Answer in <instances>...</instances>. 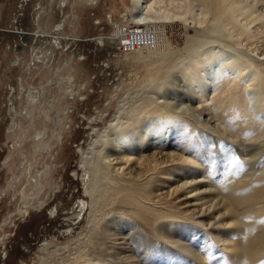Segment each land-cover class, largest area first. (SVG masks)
Wrapping results in <instances>:
<instances>
[{
    "label": "rangeland",
    "instance_id": "obj_1",
    "mask_svg": "<svg viewBox=\"0 0 264 264\" xmlns=\"http://www.w3.org/2000/svg\"><path fill=\"white\" fill-rule=\"evenodd\" d=\"M240 1L250 10L245 12V8L241 16H234L237 18L235 21L243 23L239 17L247 19L248 15H250L248 18L261 15L263 22L256 20L250 24L246 21L247 25L249 24L246 27L251 31L263 28L259 25H264V0ZM129 3L130 0H95L93 2L87 0H0V264H68L67 260L70 259L73 249H77L76 247L85 240L84 230L87 229L88 214L87 211L85 213L87 195L82 177L87 174L83 167H79V159L80 149L85 143L83 140L89 132L85 127L89 124L86 120L91 118L89 121L97 127L105 125L116 109L119 98L124 94L137 92L142 88L144 84L142 82H145L146 77V70L140 59L143 60L147 51L142 50L140 53L136 51L130 54L112 51L113 54H108L105 49L97 48L96 37L103 36L107 39V36L116 32L118 26L129 23L131 18L127 8ZM244 18L240 19L245 20ZM164 25L161 31L163 33H159L162 36L158 35L159 42L156 46L166 45L165 48H169L164 50L166 53H154V56L145 58L151 63L169 62L168 59L171 61V58L176 56V49L188 42L186 35H193L195 31L192 27L184 28L177 21L165 22ZM228 29H231L229 32L233 30L228 25L224 32ZM234 31L233 33L237 32V30ZM257 34L256 36H259ZM235 35L238 40L235 39ZM235 35H232L233 40H231L233 44H236H234V53H239L242 57H247L249 54L264 57L263 54H259L264 51L263 43H260L263 41L261 38L264 37V33L259 36L260 38L257 37L258 41L248 39L250 42L255 41V44L260 43L255 45L257 48L254 51L248 45L250 44L248 40L244 38L247 42H242L244 34L240 35L237 32ZM75 47L77 50L72 51L71 49ZM111 47L109 46L108 49L111 50ZM158 51V49L155 50V52ZM77 53L81 54L80 59H76L78 55L73 57V54ZM168 54L172 55L167 57ZM135 55L139 57L138 60ZM164 73L163 70L156 71L155 75L159 77ZM149 77L150 75L147 78ZM175 80L178 79L171 78L170 82ZM178 81L169 84L171 88L169 91L165 90L160 93L161 95H157H160L159 99H163L162 96L166 95L167 100L178 97L176 103L184 104L185 102L186 107L202 104L201 108L199 106L191 114L189 110L191 117L196 116L201 122L200 126L198 122L191 125L190 122L193 120L188 119L191 117H186L187 113H185L186 116H180L179 119L182 117L183 119L178 120L180 123L177 124L181 132L189 131L191 137L200 144L197 145L199 147L197 152L200 151L201 154L198 153L197 157H194L197 164L192 166L194 174L204 176L208 181H220L223 184L231 178L264 179V154H262L264 153V124L257 126L259 119L256 118L257 120L251 125L252 128L250 130L246 128V131L245 126L249 117L242 114L236 116L235 125H232V118L228 117L227 111L221 112L220 108L215 111V104L212 100L210 101L212 87L211 93H206L208 99L204 101L202 99L206 96L197 99L186 96L183 81ZM172 86L174 90L178 89L176 94L170 92ZM206 105L210 107L207 108ZM210 109H213L212 112H209ZM202 111H205V114ZM184 122L191 127L186 128L187 125ZM10 125L14 127L12 131H9ZM194 125L196 127H193ZM207 126H209L208 129H206ZM171 127H168V133ZM51 132L54 134L53 137ZM58 133L61 136L59 140L56 138ZM239 135L245 140H242ZM49 137L50 143L46 142L45 146H40ZM212 139H215L214 142ZM241 140L246 143L252 141L260 149L258 151L260 155L257 152L258 156H242L240 150H237V147L243 143ZM177 143L175 147L172 146L175 150L178 149L177 151L183 150V146H190L189 142H184V139ZM215 148L223 151L221 156ZM209 149L212 151L208 152ZM183 154L187 155L185 152ZM160 174L181 178L169 170ZM179 180H169L165 182V186L173 187ZM83 203L85 205L83 212L79 214V217H75ZM260 204L258 205L260 214H258L264 216V201ZM110 215L112 216L106 217L108 218L106 222L115 231L116 236L124 235L128 229L132 228V223L127 221L126 225L124 216ZM184 220L191 223L190 226L193 225V229L198 230V244L194 249L199 252L200 257L211 263L222 260L226 256L224 255L225 245L228 241H219L211 237L215 233L221 238H229L230 236L223 233L224 230L210 231L200 228L193 218L185 217ZM159 229L144 241L143 245L137 241L139 245L137 250L134 247L136 241L133 242L134 244L132 242L126 244L122 243L121 238H117L115 240L117 247L112 249L117 252L114 251L112 256L119 264L127 263L123 258L127 254L130 257L129 260L134 261L135 258L133 264H148V261L153 262L150 264H158L160 262L155 258L156 251L163 249L167 250L168 256H166L165 264H184L185 261L179 259L178 248L172 241L173 235L168 236L163 228ZM81 234L82 237H78ZM197 234H194L195 238ZM150 240L153 241L149 242ZM118 245H125V248H118ZM148 248L150 250H147ZM183 255L181 254V257ZM120 259H122L121 262ZM229 264L235 263L231 261Z\"/></svg>",
    "mask_w": 264,
    "mask_h": 264
},
{
    "label": "bare ground",
    "instance_id": "obj_2",
    "mask_svg": "<svg viewBox=\"0 0 264 264\" xmlns=\"http://www.w3.org/2000/svg\"><path fill=\"white\" fill-rule=\"evenodd\" d=\"M87 1L93 2L95 0ZM127 8L131 14L129 23L118 26L116 28L117 34L115 32L107 36L109 39H104L103 36L96 37L97 48L105 49L108 54H113L112 51L124 54L147 51L143 60L140 59L146 70L145 82H142L144 84L137 92L124 94L123 97L119 98L116 109L105 125L97 127L91 124L89 121L91 118L86 120L89 124L85 127L88 128L89 132L83 140L85 142L84 147L82 146L83 148L80 149L79 167H83L87 174V176L83 175L82 177L87 195L85 208V213L87 211L88 214L87 229L84 230V242L76 247L77 249H73L70 259L67 260L69 261L68 264H119L112 256V253L116 251L112 249L117 247L115 246L117 238H121L122 243L126 244L131 242L134 244L133 242L136 241L134 247L137 250L139 246L137 241L143 245V242L149 239L154 232H158L159 228H163L168 236L173 235L172 241L178 248L179 259L185 261L186 264H190L189 262L191 264L193 262L194 264H229L231 261H234L235 264H252L254 262L262 264L264 262V216L259 215V206L264 201V179L226 178L228 180L224 181L225 184H223L220 181H208L206 177L194 174L192 166L197 164L194 157H197L200 152H197L199 143L197 144L191 137L189 131L183 130L181 132L177 124L180 123L178 120L183 119V117L179 119L180 116H186L185 113H187L186 117H191V112L199 106L201 108L202 104L186 107L185 102L184 104L176 103L177 96L173 100H167L166 95L162 96L163 99H159L160 93L171 89L169 87L171 78H176L183 81V85L186 87L185 95L191 98H203L207 92L211 93L212 87L210 101L212 100L215 104V111L220 108L221 112L227 111L229 115L232 114V116L228 115L229 118H232H230L232 125H235L236 116L242 114L249 117L245 129L250 130L253 122L257 120L256 118L259 119L257 126L264 124V57H256L253 54L242 57L239 53H234L236 44L234 43V45L231 41L233 40L232 35L237 32L240 35L244 34L242 42L245 41L244 38L258 41L257 37L260 38L259 36L264 33V25L258 23L263 28H256L255 31L253 29L251 31L247 28L249 25L247 22L252 23L261 20L262 16L252 14L253 16L248 18L250 17L248 15L247 19L239 17V20L243 21L242 24L238 23L237 20L235 21L236 17L234 18V16L242 14L246 8L240 0H130ZM246 9L245 12L250 10L249 8ZM173 21L179 22L184 28L192 27L195 29L193 35H186L188 42L176 49V56L171 58V61L168 59L169 62L151 63L145 60V58L152 57L156 53L163 54L164 50L169 48H165L166 45L157 47L156 43L159 42L158 35L162 36L159 33H163L161 31L165 26L164 23ZM261 21L263 22V20ZM228 25L235 30L234 32L236 30L237 32L233 33V30L229 32L231 29L226 31L229 34L224 32ZM211 32L212 34H210ZM240 35L238 36L239 40ZM261 39L263 41L260 43H263L264 47V37L262 36ZM131 41L136 42L133 47L132 44H128ZM191 41L192 43H190ZM248 42L250 41L248 40ZM254 42L248 43L253 51L257 48L255 45L259 43L255 44ZM109 46L111 50L108 49ZM73 49L77 50V47L71 50L73 51ZM157 49L159 51L155 52ZM259 54L264 55V51ZM77 55L78 58L76 59H80V53L73 54V57ZM170 55L172 54H168L167 57ZM130 58L132 57L130 56ZM135 58L138 60L139 57L136 56ZM161 70L165 73L156 77L155 72ZM149 75L150 77L147 78ZM175 90L172 86L170 92L176 94L178 89ZM206 99H208L207 96L202 100L206 101ZM206 107L209 108L210 106L206 105ZM207 110L206 113H208ZM212 110L210 109L209 112ZM204 112L202 111V113ZM191 118H188L194 122L191 121V125L197 122L198 125L201 123L196 116ZM186 125L188 128V123ZM169 126H172V129L168 133ZM13 128V125H10L9 131H12ZM51 134L53 137V132ZM207 134L209 136V133ZM60 137V133H58L57 140ZM216 137L218 138V135ZM240 138L245 140L242 136ZM47 139L40 146H45L46 142L50 143V137ZM183 139L185 143L189 142L190 146H183L182 151L172 148ZM212 140L214 142L215 139ZM221 142L223 143V141ZM177 145L179 144L177 143ZM240 146L237 147V150H240L242 156H255L260 150L252 141L250 143L243 142ZM210 151L212 150L209 149L208 152ZM216 151L219 152V156L223 153L221 149ZM183 152L187 155H184ZM258 155H260L259 152ZM234 158L236 159V157ZM167 170L184 178H176L171 175L161 176L160 173ZM169 180H179V182L174 186L172 185L173 187H166L165 182H169ZM228 192L231 193L228 194ZM84 206L83 203L79 207L75 217H79ZM110 214L115 217L117 214L124 216L126 225L132 223V228L128 229L124 235L116 236L115 231L106 222L108 220L106 217L112 216ZM185 217L193 218L202 229L210 231L220 229L221 231L224 230L223 233H226V236H230L229 238H221L217 236L218 234H211L215 240L228 241L225 245L224 255L226 256L222 260L209 263L200 257L199 252L194 249L198 244V230L195 228L194 230L193 225L190 226L191 223L184 220ZM205 219L208 220L205 221ZM172 224L174 225L172 226ZM82 234L78 237H82ZM194 234H197L196 238ZM65 245L67 246V244ZM124 246L118 245V248H125ZM166 251L163 249L156 251L157 257L155 258L159 259L157 261L160 262L158 264L167 263ZM181 254H184V257H181ZM127 255L123 256L125 262L129 264L135 262L134 257V261L129 260V254ZM39 259L41 260V258ZM144 260L146 259L144 258ZM121 261L122 259H120ZM151 262L148 261V264Z\"/></svg>",
    "mask_w": 264,
    "mask_h": 264
},
{
    "label": "built area",
    "instance_id": "obj_3",
    "mask_svg": "<svg viewBox=\"0 0 264 264\" xmlns=\"http://www.w3.org/2000/svg\"><path fill=\"white\" fill-rule=\"evenodd\" d=\"M135 43H136V42H133V41L128 42V44H132V47L135 45Z\"/></svg>",
    "mask_w": 264,
    "mask_h": 264
}]
</instances>
